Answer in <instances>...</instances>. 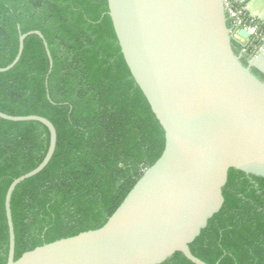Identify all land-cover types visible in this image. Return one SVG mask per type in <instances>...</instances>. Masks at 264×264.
<instances>
[{"label":"trees","instance_id":"obj_1","mask_svg":"<svg viewBox=\"0 0 264 264\" xmlns=\"http://www.w3.org/2000/svg\"><path fill=\"white\" fill-rule=\"evenodd\" d=\"M31 30L44 36L50 72L42 39L28 35L17 63L0 72V111L47 118L56 144L44 168L12 192L14 259L102 226L165 144L124 60L107 0H0V67L16 56L19 34ZM48 145L40 122L0 118V264L8 253L6 190ZM222 196L190 251L208 264H264V177L231 167ZM159 264L194 263L175 251Z\"/></svg>","mask_w":264,"mask_h":264},{"label":"water","instance_id":"obj_2","mask_svg":"<svg viewBox=\"0 0 264 264\" xmlns=\"http://www.w3.org/2000/svg\"><path fill=\"white\" fill-rule=\"evenodd\" d=\"M246 2L256 11L264 0ZM108 14L132 77L164 131L161 155L133 185L106 222L92 230L25 251L14 259L15 236L10 201L14 188L50 160L55 144L53 124L39 115H10V121H37L49 131L40 163L9 184L4 208L8 226L6 264H159L180 251L194 264H208L189 244L222 202L229 168L264 177V52L249 54L243 65L233 44L250 49L242 27L232 26L224 0H107ZM20 33L14 59L25 37Z\"/></svg>","mask_w":264,"mask_h":264},{"label":"built area","instance_id":"obj_3","mask_svg":"<svg viewBox=\"0 0 264 264\" xmlns=\"http://www.w3.org/2000/svg\"><path fill=\"white\" fill-rule=\"evenodd\" d=\"M224 7L232 26L242 27L248 32L253 46L250 49L243 47L244 51L253 54L255 51L264 52V26L251 17L237 0H224Z\"/></svg>","mask_w":264,"mask_h":264},{"label":"flooded vegetation","instance_id":"obj_4","mask_svg":"<svg viewBox=\"0 0 264 264\" xmlns=\"http://www.w3.org/2000/svg\"><path fill=\"white\" fill-rule=\"evenodd\" d=\"M233 48H234V51L236 52V54H237L238 56H240V58L244 57V58L247 60V62H248V60H249V54H250L249 51H248L249 53H246V52L244 51L243 47L240 46V45L237 44V43H234V44H233Z\"/></svg>","mask_w":264,"mask_h":264},{"label":"crops","instance_id":"obj_5","mask_svg":"<svg viewBox=\"0 0 264 264\" xmlns=\"http://www.w3.org/2000/svg\"><path fill=\"white\" fill-rule=\"evenodd\" d=\"M237 1H238V3L242 4L245 7L246 2H241L240 0H237ZM256 12L259 15H262L264 17V9L263 8L260 7ZM257 20H258V18H257ZM258 21L264 26V22L262 20L259 19Z\"/></svg>","mask_w":264,"mask_h":264}]
</instances>
